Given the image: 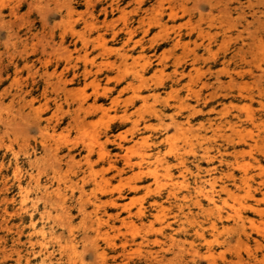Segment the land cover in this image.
Wrapping results in <instances>:
<instances>
[{"label": "clouds", "instance_id": "1", "mask_svg": "<svg viewBox=\"0 0 264 264\" xmlns=\"http://www.w3.org/2000/svg\"><path fill=\"white\" fill-rule=\"evenodd\" d=\"M0 264H264V0H0Z\"/></svg>", "mask_w": 264, "mask_h": 264}]
</instances>
